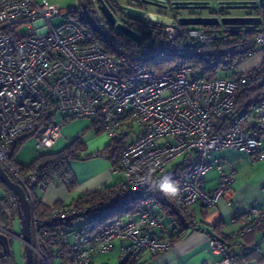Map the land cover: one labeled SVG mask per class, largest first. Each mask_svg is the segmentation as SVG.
I'll return each mask as SVG.
<instances>
[{
    "label": "built area",
    "instance_id": "obj_1",
    "mask_svg": "<svg viewBox=\"0 0 264 264\" xmlns=\"http://www.w3.org/2000/svg\"><path fill=\"white\" fill-rule=\"evenodd\" d=\"M165 6L172 15L157 14L164 36L172 38L186 30L200 47L226 37L223 19L228 15L221 8L204 16L182 15L171 2ZM72 14L74 8L64 9L49 0H0V165L30 202L29 246L34 264H97V255L114 251L120 253V264H141L147 253L174 245L162 203L154 198H148L136 215L118 220L107 218L104 209L76 202L49 205L45 217L34 214L37 191L50 184L40 179L41 164L22 172L14 144L32 135L38 150L51 149L62 137L63 125L78 117L91 118L111 142L122 143L114 166L123 176L121 188L166 189L183 219L193 216L197 202L210 208L221 198L226 200L232 221L241 218L244 227L229 239L211 238L212 252L222 256L216 264H262L246 259L256 250V241L240 249L235 246L241 245L246 234L264 229V209L233 196L235 170L226 171L221 160L218 185L206 189L204 182L213 166L210 154L214 150L245 149L253 161L264 160V96L237 112L236 89L245 76L235 73L233 80L218 72L208 79L202 70L179 63L161 72L150 69L144 58L163 55L164 49L149 51L150 55H111ZM79 14L84 17L85 6ZM145 14L143 19H154L151 12ZM199 16L216 18L217 23L210 28L181 21ZM25 26L29 32L22 34ZM256 42L264 49V27L259 28ZM222 65L227 71L234 67L228 60ZM180 156H184L180 169L173 173L171 167ZM61 182L69 187L74 178ZM5 201L18 207L19 197L10 189ZM9 233L0 224L3 257L12 254L4 252L1 240L2 235L8 239Z\"/></svg>",
    "mask_w": 264,
    "mask_h": 264
},
{
    "label": "trees",
    "instance_id": "obj_2",
    "mask_svg": "<svg viewBox=\"0 0 264 264\" xmlns=\"http://www.w3.org/2000/svg\"><path fill=\"white\" fill-rule=\"evenodd\" d=\"M79 1V5L74 7L73 17L78 25L86 30L92 40L99 43L111 55H150L149 51L162 48L165 50V54L144 58L145 63L150 69L161 72L179 63L202 70L208 79L214 78L220 69H226L222 65L223 60H228L234 66L236 61L245 59L250 56V53H254L258 49L256 42L257 32L260 27H264V3H262L260 6L253 7L255 11L254 15L261 18L259 24L240 26L225 24V38L214 40L208 45L200 47L193 43V40L187 35L186 30L179 32L172 38L164 36L159 19L147 21L128 14L126 9L121 6L124 0H104L119 21L132 29L140 31L141 38L137 40L129 37L108 21L100 9L101 0H96L97 3H95V0ZM129 3L131 7L142 8V6L134 4L132 1H129ZM96 4L99 8H96ZM83 6H85L84 17L79 14ZM225 9L226 7H222L220 11L224 15H226ZM198 26L211 28L215 24ZM179 51H184L185 53L181 54ZM235 75L237 76V74ZM239 76H245L246 81L240 82L236 89L237 112L258 103L264 96V60L259 66L252 68L246 73H239ZM30 136L32 135H27L16 140L13 147L14 157H16L22 148V144ZM121 147L122 143L113 141L102 151L83 156L82 153L86 150V145L79 136L60 151L46 152L39 155L28 166L22 165L17 161L16 163L20 166L22 172L35 170L41 164L40 179L46 185H49L57 181L61 182L65 177H73L69 168V163L72 160L105 155L111 160L113 167L116 166L119 162ZM180 164L182 163L173 165L171 172L178 171ZM2 184L6 192L9 193L10 189L4 183ZM73 185L74 183L69 187L71 188ZM148 198H154L156 201L162 203V208L166 213V221L172 230V240L174 243L184 237L188 229L195 225L192 217L183 219L177 214L174 200L168 196L166 189L159 187L149 186L144 190L129 191L121 188L120 183H118L85 192L72 202L91 204L93 210L104 209L107 211V218L118 220L139 213L140 208ZM61 203V201L56 202V204ZM5 208L18 212L17 206L11 207L8 205L4 197L0 199V211L2 212ZM48 211L49 206L44 204L40 197H35L34 214L45 217ZM250 254L246 256V259H255L259 263L264 262V255L261 253Z\"/></svg>",
    "mask_w": 264,
    "mask_h": 264
},
{
    "label": "crops",
    "instance_id": "obj_3",
    "mask_svg": "<svg viewBox=\"0 0 264 264\" xmlns=\"http://www.w3.org/2000/svg\"><path fill=\"white\" fill-rule=\"evenodd\" d=\"M49 1L66 9L62 5L63 0ZM79 136L81 135L77 137ZM74 139L69 140L67 144ZM82 140L86 145V150L82 153L83 156L102 151L110 144L109 138L89 141L88 137H83ZM210 160L213 162V166L205 177L204 186L206 189H214L218 185L219 169L217 162L221 160L225 164L226 171L231 168L235 170L233 196L246 204L264 209V160L253 161L245 149L233 147L212 151ZM69 168L75 181L74 185L70 188L58 181L50 184L48 188L42 191L44 196L41 200L44 204L49 206L58 201L72 202L85 192L118 184L123 178L122 174L114 169L111 160L105 155L72 160L69 163ZM192 211L195 225L188 229L186 235L176 241L169 250L155 254L147 253L141 260V264H147L149 261L152 264H216L222 256L212 252L210 248L211 238L227 239L244 227L241 218L235 222L232 221V209L223 198L210 208H206L204 204L197 202ZM253 241L257 243V250L250 255L255 253L264 255V229H260L254 234H246L241 238V245L235 246V248L240 249L241 246L249 245ZM251 261L258 262L255 259H251ZM233 264L240 263L235 262Z\"/></svg>",
    "mask_w": 264,
    "mask_h": 264
},
{
    "label": "rangeland",
    "instance_id": "obj_4",
    "mask_svg": "<svg viewBox=\"0 0 264 264\" xmlns=\"http://www.w3.org/2000/svg\"><path fill=\"white\" fill-rule=\"evenodd\" d=\"M163 3L159 4H149L147 9L144 11H149L153 14L154 19H160L157 15L158 13H163L167 15H172L170 9H167L165 4L174 3V2H205L208 7L200 9H178V13L182 15H189L191 13L209 16L216 13L221 8L223 2H230L241 4L242 3H255L260 0H160ZM128 4V0H124ZM79 0H63L62 5L66 9H71L79 5ZM95 3L97 1L95 0ZM101 6V2H100ZM96 8H99L96 4ZM143 8V7H142ZM255 11L253 8L248 7H232L226 8L225 14L228 16H246L254 15ZM118 20V19H117ZM119 21V20H118ZM121 22V21H120ZM22 34L29 32V27L25 26L20 29ZM264 60V49L260 46L253 53V55L248 56L245 59L236 61L232 70L220 69L219 74L223 77H230L231 79H236L237 76H234L235 73H246L254 67L259 66ZM78 135H81V138L88 137L89 141L101 140L102 138H109V136L103 132L97 130L93 124V120L89 117H78L67 121L62 127V137L51 149L38 150L36 148L37 139L35 136H30L27 138L26 142L22 144V148L15 157V160L25 166L30 165L36 157L46 152H57L63 149L68 145V141L74 139ZM110 140V139H109ZM105 142V141H103ZM111 142V141H110ZM183 157H179L176 162L182 161ZM6 189L2 182H0V199H3L6 194ZM40 198L44 196L43 192L37 191ZM56 204V203H55ZM0 224L5 226L9 231L8 240L11 251L10 257H3L0 261V264H26V252H25V243L20 238L22 237V226L19 217V213L15 212L10 208H5L2 212L0 211ZM97 264H120V253L119 251H114L107 254L97 255L95 258ZM147 264H152L150 261ZM264 264V262H263Z\"/></svg>",
    "mask_w": 264,
    "mask_h": 264
},
{
    "label": "water",
    "instance_id": "obj_5",
    "mask_svg": "<svg viewBox=\"0 0 264 264\" xmlns=\"http://www.w3.org/2000/svg\"><path fill=\"white\" fill-rule=\"evenodd\" d=\"M147 2H151L154 4L163 3L160 0H145ZM261 3H264V0H260ZM176 9H200V8H206L208 7L205 2H174L173 3ZM258 6L255 3H242L236 4V3H230V2H223L222 7L226 8H232V7H256ZM133 7V6H132ZM123 8L126 9L127 13L135 16L138 14H135L130 11V8L127 6H124ZM101 11L106 16L108 21L115 25L117 29L128 35L129 37L133 39H140L141 35L138 34L135 30H133L131 27L127 26L126 24L120 22L117 20L116 16L113 14V12L110 10V8L107 6V4L104 2V0H101ZM143 15H141L140 18L145 17V12L142 11ZM182 23L184 25H208V24H215L217 23L216 18H210V17H183L181 19ZM225 24H231V25H254L259 24L261 22V19L259 16H226L223 19ZM0 181L4 183L9 189H11L18 197H19V204H18V213L21 221L22 226V239L25 243V252H26V264H34V255L32 248L29 246V243L31 242V234H30V223H31V206L30 202L27 198L26 192L24 189L16 182H14L10 176L7 174V172L2 168L0 165ZM2 245L4 247V252H8L10 250L9 242L6 236H1Z\"/></svg>",
    "mask_w": 264,
    "mask_h": 264
},
{
    "label": "flooded vegetation",
    "instance_id": "obj_6",
    "mask_svg": "<svg viewBox=\"0 0 264 264\" xmlns=\"http://www.w3.org/2000/svg\"><path fill=\"white\" fill-rule=\"evenodd\" d=\"M129 1H132L134 4H137V5H139V6H142L143 8H138V9H141V10H146L147 9V7H148V5L149 4H152L151 2H147V1H145V0H129ZM129 1H128V4L127 3H125V2H123V4H121V6L122 7H124V6H130L129 4ZM136 8V7H135ZM10 257V256H9ZM3 258V256L1 255L0 256V261H1V259Z\"/></svg>",
    "mask_w": 264,
    "mask_h": 264
},
{
    "label": "bare ground",
    "instance_id": "obj_7",
    "mask_svg": "<svg viewBox=\"0 0 264 264\" xmlns=\"http://www.w3.org/2000/svg\"><path fill=\"white\" fill-rule=\"evenodd\" d=\"M127 7L130 8V11H131V12H133V13H135V14H138L137 16L141 17V15H143V13H142L143 10L138 9V8H135V7H131V6H127ZM144 12H145V11H144ZM145 16H146V14H145ZM154 17H155V16H153V14H152V18H154ZM142 18H143V17H142Z\"/></svg>",
    "mask_w": 264,
    "mask_h": 264
}]
</instances>
